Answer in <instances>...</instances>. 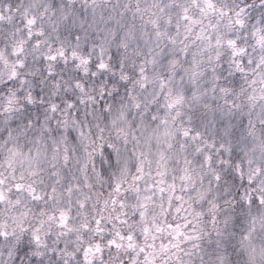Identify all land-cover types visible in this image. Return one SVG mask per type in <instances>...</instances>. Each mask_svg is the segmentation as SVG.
Listing matches in <instances>:
<instances>
[{
  "label": "clouds",
  "instance_id": "9594fccd",
  "mask_svg": "<svg viewBox=\"0 0 264 264\" xmlns=\"http://www.w3.org/2000/svg\"><path fill=\"white\" fill-rule=\"evenodd\" d=\"M0 264H264V0H0Z\"/></svg>",
  "mask_w": 264,
  "mask_h": 264
}]
</instances>
